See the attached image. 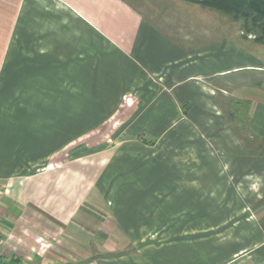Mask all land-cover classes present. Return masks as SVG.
<instances>
[{
	"label": "rangeland",
	"instance_id": "1",
	"mask_svg": "<svg viewBox=\"0 0 264 264\" xmlns=\"http://www.w3.org/2000/svg\"><path fill=\"white\" fill-rule=\"evenodd\" d=\"M125 1L146 20L170 30V38L181 48L175 65L161 74V77L168 74L164 83L172 89L188 73L184 68L182 71L187 54L194 57L195 67L199 69L203 67V60L207 64V56L217 55L215 60L225 58L220 59L219 66L210 68V77L212 70L216 74L224 67L230 71L237 66L233 61L234 51L244 54L243 57L246 55L235 43L243 48L252 47L259 58L264 57V42H256L257 32H247L250 28L242 20L233 21L217 11L181 0ZM22 38L19 33V40ZM216 41L218 46L212 44ZM221 43L224 50L219 46ZM242 61L245 66L246 61ZM259 64L256 68L264 69ZM19 68L18 75H24V67ZM18 78L7 89L3 83L6 96L3 92L0 97V176L3 180L113 144L119 125L137 109L134 97L123 98L120 103L114 99L109 109L117 112L104 113L98 109H107L111 99L51 96L44 98L47 111L42 113L43 99L22 96L25 82ZM210 82L218 87V95L215 93L211 98L213 108L203 106L205 103L198 97L193 99V110L184 104L185 99L182 101L188 106L185 111L190 115L187 122L191 123L183 141L169 143L164 137L154 148L138 145L131 160L111 164L96 189L94 205L87 207L84 234L101 239L98 234L108 231L104 226L97 227L105 222L101 215L106 213L99 206L101 200L112 198L116 214L130 215V233L147 235L145 240L123 248L131 254H135L133 249H138L139 255L135 257L140 261L227 264L243 255L244 260L252 255L257 257L254 261H264V222L253 219V215L258 220L264 218V144L253 139L249 132L253 99L264 100V70L249 72L243 67L241 72L210 78ZM69 86L71 83L65 85L66 89ZM33 88L40 89V83L35 82ZM19 105H32L34 110L25 113L24 108L16 109ZM10 109L16 112L10 113ZM218 109L221 115L216 114ZM153 159L160 161L156 169L162 175V188L150 193L147 188L137 198L131 192L139 191L144 184L148 186L149 178H143L140 171L151 169L149 164ZM137 214L143 217H135ZM133 256L129 258L131 261Z\"/></svg>",
	"mask_w": 264,
	"mask_h": 264
},
{
	"label": "crops",
	"instance_id": "2",
	"mask_svg": "<svg viewBox=\"0 0 264 264\" xmlns=\"http://www.w3.org/2000/svg\"><path fill=\"white\" fill-rule=\"evenodd\" d=\"M156 23L146 20L125 0H0L1 98L6 92L3 83L7 89L19 76L25 82L22 96L43 99L42 113L47 111L44 98L51 96L111 99L107 109H98L104 113L117 112L109 109L114 99L134 97L137 108L119 125L111 145L30 174L12 175L6 180L0 176V249L4 264H150L135 257L138 249H133L135 254L127 250L131 243L143 241L147 235L130 233V215L116 214L112 198L101 200L99 206L106 213L101 215L105 222L97 227L104 226L108 231L98 234L101 239L96 237L97 240L84 234L87 207L94 205L96 189L107 169L113 163L131 160L138 145L154 148L164 137L169 143L183 141L191 123L185 111L188 106L182 101L185 99L184 104L193 110V99L198 97L205 103L203 106L213 108L211 98L218 95V87L211 85L210 78H224L241 72L243 67L249 72L264 70L256 68L259 62L263 68L264 57L259 58L252 47L235 43L246 54L243 57L233 52L237 66L230 71L224 67L216 74L212 70L210 77V68L219 66L223 58L207 56V64L203 60L199 69L194 57L187 54L182 71L184 68L188 73L172 89L164 83L168 74H161L175 65L182 50L170 38L171 31ZM219 46L224 50V44ZM242 60L249 63L243 66ZM19 67H24V75H18ZM35 82L40 83L36 91ZM67 83H71L68 89ZM252 105L250 136L264 144V100L253 99ZM31 107L19 105L16 109L32 113ZM216 114L222 113L218 109ZM159 162L153 159L151 169L140 171L149 181L148 186L144 184L139 191L131 192L137 198L147 188L148 193L162 188V175L156 169ZM253 219L264 222L257 215ZM244 256L227 264H264L254 261L257 257L248 255L244 260ZM152 264H156L155 260Z\"/></svg>",
	"mask_w": 264,
	"mask_h": 264
},
{
	"label": "trees",
	"instance_id": "3",
	"mask_svg": "<svg viewBox=\"0 0 264 264\" xmlns=\"http://www.w3.org/2000/svg\"><path fill=\"white\" fill-rule=\"evenodd\" d=\"M200 6L203 9L217 11L233 21H244L247 32L255 33L256 42H264V0H181ZM142 140L145 142L144 138Z\"/></svg>",
	"mask_w": 264,
	"mask_h": 264
},
{
	"label": "built area",
	"instance_id": "4",
	"mask_svg": "<svg viewBox=\"0 0 264 264\" xmlns=\"http://www.w3.org/2000/svg\"><path fill=\"white\" fill-rule=\"evenodd\" d=\"M3 261H4V259H3V257H2L1 249H0V264H4Z\"/></svg>",
	"mask_w": 264,
	"mask_h": 264
}]
</instances>
